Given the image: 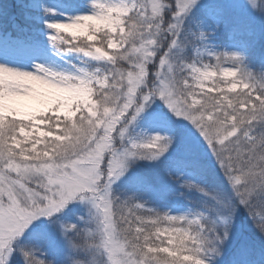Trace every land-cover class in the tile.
I'll return each mask as SVG.
<instances>
[{"label":"rangeland","instance_id":"1","mask_svg":"<svg viewBox=\"0 0 264 264\" xmlns=\"http://www.w3.org/2000/svg\"><path fill=\"white\" fill-rule=\"evenodd\" d=\"M98 2L120 3L121 0ZM124 2L130 3L131 0ZM159 2L169 4L174 3V0ZM96 10L93 0H0V65L36 73L47 69L50 73L62 74L68 78L65 83L60 84L56 83L59 76L45 78L49 84L60 90V95L54 96L51 103L46 105L41 104L38 98L25 97L22 102L30 111L16 114L4 110L3 79L0 78V115L5 117L15 115L16 119L27 122L26 127L12 133L16 143L13 145L14 151L11 155L21 166L40 165L53 152L62 151L66 138L57 136L52 131L56 127V121L68 122L71 118L79 119L81 113L72 111L73 104L79 103L85 107L94 104L91 99L92 93L89 91L90 82H81L83 76L104 75L116 66L109 57L114 53L118 55L122 48L120 36L124 29L122 23H117L114 19L111 27L104 23L96 27L89 22L87 34L81 35L77 29V36L72 39V43H66L65 40L53 42L50 38L55 33V30L49 27L50 23L69 22L77 16L92 14ZM131 14L119 15L123 18ZM170 19V14L165 12L163 20L165 27ZM64 35L71 38L72 33ZM89 36L92 38L89 39ZM156 39L159 47L154 46L155 54L147 63L148 87L152 86L156 71L163 73L167 70V65L159 64L162 54L166 53L168 63L172 66L171 75L177 78H187L190 75L193 90L197 92L208 90L213 94L216 91L226 94L225 103L228 110L243 108L245 101L248 100L247 94L251 93L253 88L264 90V51L255 52L259 43H264V14L253 12L246 0H196L190 10L182 15L175 45L170 46L173 39L171 33L158 32ZM73 47L83 50H69ZM232 53L243 54V59L239 55L233 58L230 55ZM216 56H221L218 65ZM118 63L126 66L127 62ZM191 64H195L199 71L189 73L187 66ZM205 65L213 66L208 69L207 76L203 75ZM73 80L76 83H72ZM30 87L26 86L25 91L27 92ZM144 90L146 89L142 85L138 93ZM73 92L77 95L68 99L69 94ZM236 95L241 96L239 100L236 99ZM138 98L143 102L142 96ZM196 98L199 100L200 96ZM143 103L145 104L143 111L127 123L123 136L114 134L112 146L116 151L123 152L130 148L133 141L146 143L157 134L168 138L170 143L166 150L151 159L146 155L126 158L125 170L119 177H114L110 185L113 206H109L106 212L108 223L111 227L115 226L122 239L134 245L142 243L144 235L159 243L153 235L157 227L162 230L159 233L162 239L166 238L169 232H174V229L163 232V228H167L168 225L161 224L157 214L160 217L168 214L187 219L199 217L204 224L202 234L208 237L200 256L205 260V264H219L226 250H221L220 256L208 250L213 243L218 242L209 243L213 234L207 231L205 223L215 203L206 202L210 198V193L208 199L203 201L207 196L203 188L206 181L197 171L201 166L200 161L207 159L209 154H214L212 146L191 120L174 112L162 97L156 96ZM51 138L59 141L61 146H57ZM139 151L150 153L158 149ZM105 155L111 157L109 151H106ZM139 163L160 169L167 184L159 189L151 188L138 172ZM173 192L174 195L171 196ZM81 195L78 194L63 209L51 216H39L33 220L21 236L13 241L15 250L6 256V264H27L21 247L39 259L48 260L50 264H59L79 248L74 241L84 236L93 235L94 242L85 247L89 252L93 251L92 249L99 244L97 226L100 224V218L95 213L92 201L81 198ZM136 205L141 207L136 208ZM129 209L135 216L129 215ZM101 210L103 211V207ZM149 215L151 219L148 218ZM137 217H144V220L137 221ZM248 217L254 220L261 218V216L254 218L250 214ZM138 222L143 228L142 233L135 229ZM69 224L76 227L73 229L63 227ZM212 225H215L214 221ZM83 227L82 235L67 243L66 236L62 233L74 235ZM192 227L193 231L199 230L198 225ZM237 228L236 222L231 220L229 235L223 245L229 246L235 241ZM137 235L140 236L139 241L134 239ZM220 235H223V232H220ZM101 258L106 264H110L104 250H101ZM91 259L89 256V260Z\"/></svg>","mask_w":264,"mask_h":264},{"label":"snow or ice","instance_id":"2","mask_svg":"<svg viewBox=\"0 0 264 264\" xmlns=\"http://www.w3.org/2000/svg\"><path fill=\"white\" fill-rule=\"evenodd\" d=\"M196 0H174V3L165 4L159 0H131L125 3H99L93 0L97 9L92 14L77 16L69 22H53L49 27L55 30L51 40L57 42L65 40L72 43L77 36L76 30L81 35H86L89 25L98 27L101 23L112 26L113 19L122 23L123 33L120 36L122 48L118 55L112 54L109 59L116 65L115 68L104 75L83 76V81L90 82L89 91L94 104L87 107L77 103L73 104L72 111L81 113L79 119L64 122L56 121V127L52 129L57 136H64L66 142L59 153L53 152L40 165L16 163L11 155L16 143L7 129L10 127L21 130L25 125L13 118L7 119L3 130H0V264H6V256L13 252V241L20 237L29 224L39 216H51L66 204L84 192H98L95 203L108 210L113 206L110 195V185L114 177H119L125 170V160L129 156L146 155L149 159L160 155L166 150L170 140L159 134L151 137L146 143L133 141L130 148L118 152L112 146L114 134L123 136L127 123L134 120L143 111L145 104L151 98L162 97L170 108L178 115L186 116L201 131L224 169L229 183L238 197L233 203V198L225 196L221 201L224 213L221 215L224 233L227 234L231 220L235 215L237 204L248 208L254 218L261 216L257 227L264 232V215L258 213L250 203L252 189L241 186L248 183L252 168L246 161L249 159L247 149L255 147L256 136L251 134L253 122L264 121V115H258L257 108L264 105V90L253 88L248 93V100L243 108L228 110L225 101L227 95L221 91L209 92L195 91L192 87V77L177 78L171 75L172 66L168 63L167 54H162L159 60L161 66L167 65L163 73L156 71L152 86L146 83L147 63L154 56V46L159 47L156 39L158 35L157 24L164 32L171 33L173 39L171 45L176 44V35L180 30L182 15L190 10ZM170 14L171 19L167 26L163 24L164 13ZM120 13H132L122 18ZM142 19L144 23H137ZM71 32V38L64 33ZM92 37L89 36V39ZM69 50L82 51L79 47ZM91 54V53H90ZM228 55V54H225ZM233 58L237 53L230 54ZM217 65L221 56L215 57ZM118 61H125L121 65ZM189 73L199 71L195 64L187 66ZM213 66H204V76ZM46 73L49 79L60 77L56 83H65L68 78L62 74ZM0 78L3 79L4 110L7 113H27L30 110L23 104L25 97L38 98L41 104H50L54 96L60 95V90L55 85L49 84L46 79L38 76L21 75L18 70L0 65ZM25 81L28 91H25ZM72 83H76L75 80ZM144 86L146 90L138 93V89ZM24 93V95H21ZM253 93H256L254 95ZM77 93H70L68 99H72ZM200 96L198 100L196 97ZM142 96L143 102L138 98ZM94 97V98H93ZM198 101V102H196ZM250 101V103H249ZM131 110V111H130ZM54 111V109H53ZM8 116V117H9ZM234 117V119H231ZM57 146L59 141L51 138ZM140 149H158V151L140 152ZM109 151L111 157L105 153ZM60 156L59 161L55 160ZM41 173L45 176L43 181H33L27 177L32 173ZM136 208L141 205H136ZM129 215L135 216L131 209ZM158 218L161 224H167L163 232L174 229L168 236L162 239L157 227L153 234L159 243H154L148 235L143 236L142 243L130 244L122 239L113 225L109 231V238L105 243L110 264H205L200 254L204 251L203 245L207 237L202 234L204 224L199 217L187 219L164 214ZM151 219V215L148 217ZM137 221H143L144 217H137ZM135 229L142 233L141 223H136ZM175 225H180L175 227ZM193 225H198L199 230L193 231ZM65 229H73L75 225H63ZM137 241L140 236L134 237ZM160 245H165L161 247ZM131 248V250H129ZM27 264H46L29 251H24Z\"/></svg>","mask_w":264,"mask_h":264},{"label":"trees","instance_id":"3","mask_svg":"<svg viewBox=\"0 0 264 264\" xmlns=\"http://www.w3.org/2000/svg\"><path fill=\"white\" fill-rule=\"evenodd\" d=\"M29 24L30 21H26ZM257 50L255 52L264 51V43H259ZM235 95V94H234ZM236 99L239 100L241 96L236 95ZM235 100V99H234ZM258 115H264V105H261L257 108ZM8 117L0 115V130H3L5 121ZM11 119V118H9ZM16 119V118H15ZM19 123L27 125L26 121L17 119ZM7 123V121H6ZM254 126L252 127V135L256 136L257 143H260L262 137L259 135L264 131V121L253 122ZM188 126V124H187ZM8 133L12 135L15 133V129L8 128ZM201 166L197 168V171L204 176L206 183L203 188L205 189V196L203 201L208 199V193H210V198L206 201L208 204L212 201L215 203V206L211 208L210 216L205 220L207 224V229L212 225V221L215 222L216 232L220 234L222 227L221 215L224 213L223 206L221 201L225 196L232 197L233 203L238 200V197L235 196V193L232 189L231 184L228 181L224 173V169L221 166L220 161L217 160L215 153L212 155L209 154L207 159L200 161ZM138 172L142 179L151 187L159 189L167 184L164 173L158 169L151 167L145 163H139ZM174 195V192L171 193V196ZM202 198V197H201ZM250 203L255 208V210L264 215V191H261L260 188H257L252 192L250 196ZM249 210L242 204H237L235 215L232 220H234L238 226L236 231L235 241L229 246L223 244L219 245L221 250H226L225 256L219 264H264V235H261V231L257 227V222L259 220L250 219L248 217ZM261 219V218H260ZM218 225V226H217ZM206 230V229H205ZM238 233V234H237ZM92 236H84L78 240H75L76 246L79 247L75 252L70 256V260H78V256L87 258L86 254L81 249L94 242ZM151 240L154 243H157L156 240ZM81 248V249H80ZM89 259V257H88ZM46 264H50L48 260L45 261ZM59 264H68V258L60 262Z\"/></svg>","mask_w":264,"mask_h":264},{"label":"clouds","instance_id":"4","mask_svg":"<svg viewBox=\"0 0 264 264\" xmlns=\"http://www.w3.org/2000/svg\"><path fill=\"white\" fill-rule=\"evenodd\" d=\"M246 3L253 12H260L264 14V0H246ZM137 23H144V21L142 19H138ZM157 30L158 32H163V29L159 27V24H157ZM85 54L87 55V53ZM237 54L243 59V54L241 53H237ZM18 72L21 75L38 76L43 79L49 78L48 75L44 72L36 73L32 71H19V70ZM21 82L25 83V87L27 86L25 81H21ZM259 135L262 137L261 142L257 143L256 141L255 147L250 146L247 149L249 154V159L246 161V164L248 165V167L252 168V173H250V178L248 183L241 186L242 188L245 189H252L253 192L257 188H260L261 191H264V131H262ZM60 159H61L60 156L55 157L56 161H59ZM44 163H47V161H45ZM27 178L33 181H43L45 179V176L41 173L36 172L30 174V176ZM81 194H82L81 198H87L92 201L93 208L95 209V213L100 218V224L97 226L99 229V244L94 249H92L93 251L91 252H89L86 249L80 250L86 254L87 258L78 256L79 257L78 260H70L68 257V264H106V262L101 258V250L107 252L105 248V243L109 238L108 234L112 228L111 225H109L108 223V219L106 215L107 210L103 209L102 211L101 207L95 203L96 198L99 196L98 192H92V193L84 192ZM83 231H84V227L78 229L74 235H67L66 232L62 233V235L66 236L68 243V241L74 239L75 237L81 236ZM207 231L213 234L211 237V241H209V243H211L212 241L218 242V243H213L208 250L210 252H214L216 256H220L221 248L219 247V245L223 244V242L227 240L229 231L227 234H225L223 225L221 227V231L223 232V235H220L219 233L216 232L215 225L209 226ZM261 235H264V232L261 231ZM21 249L23 248L21 247ZM89 256L92 257L91 260L88 259ZM108 260H109V256H108Z\"/></svg>","mask_w":264,"mask_h":264}]
</instances>
